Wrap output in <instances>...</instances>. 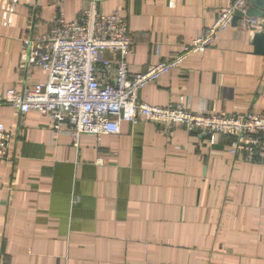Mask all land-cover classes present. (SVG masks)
Returning <instances> with one entry per match:
<instances>
[{
	"label": "crops",
	"instance_id": "0c3cea01",
	"mask_svg": "<svg viewBox=\"0 0 264 264\" xmlns=\"http://www.w3.org/2000/svg\"><path fill=\"white\" fill-rule=\"evenodd\" d=\"M0 0V124L12 135L0 160V264H264V158L227 153L182 125L121 122L117 135L66 134L35 112L2 103L46 74L20 57L60 9L73 21L87 0ZM232 0H106L133 41L132 76L179 54ZM251 5L249 4V8ZM240 22L204 53L137 92L153 107L182 103L194 114H264L261 32ZM104 58L113 59L112 55ZM111 66L105 78L112 77Z\"/></svg>",
	"mask_w": 264,
	"mask_h": 264
},
{
	"label": "built area",
	"instance_id": "2783aa9c",
	"mask_svg": "<svg viewBox=\"0 0 264 264\" xmlns=\"http://www.w3.org/2000/svg\"><path fill=\"white\" fill-rule=\"evenodd\" d=\"M87 1L89 5L73 21H66L59 9L47 23L45 33L21 40V59L44 72L46 80L21 92L9 89L2 103L22 115L35 112L48 117L52 133L68 135L74 147L83 136L117 135L121 122L135 125L145 121L182 125L189 133L203 134L211 144L216 136H224L228 140L227 153L246 162L264 158V114H194L181 102L168 107L137 102L140 89L180 68L190 55L204 54L235 15L244 27H256L258 20L247 16V0L229 2L220 9L214 23L184 45L179 54L135 76L129 73L127 62L133 41L126 20L117 11L103 13L100 4L106 0ZM104 55H112L113 59ZM111 66L115 70L107 80ZM11 143V133L0 124V160L8 158Z\"/></svg>",
	"mask_w": 264,
	"mask_h": 264
},
{
	"label": "water",
	"instance_id": "95a60500",
	"mask_svg": "<svg viewBox=\"0 0 264 264\" xmlns=\"http://www.w3.org/2000/svg\"><path fill=\"white\" fill-rule=\"evenodd\" d=\"M251 7L248 10L247 16L252 20H261V32L254 33L252 38V46L254 54L264 55V0H247ZM238 15H235L231 25L236 26L239 20Z\"/></svg>",
	"mask_w": 264,
	"mask_h": 264
}]
</instances>
